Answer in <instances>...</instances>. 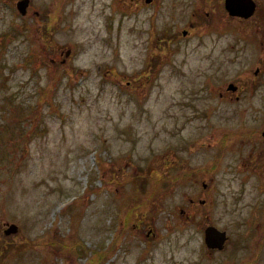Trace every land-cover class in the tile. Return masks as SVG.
I'll return each mask as SVG.
<instances>
[{
	"label": "rangeland",
	"instance_id": "1",
	"mask_svg": "<svg viewBox=\"0 0 264 264\" xmlns=\"http://www.w3.org/2000/svg\"><path fill=\"white\" fill-rule=\"evenodd\" d=\"M17 1L0 0V264H264V171L255 168L264 113L249 110L264 77L238 106L217 101L227 80H213L207 96L211 71L196 61L208 35L197 52L192 38L181 52L167 45L176 59L165 68L147 66L161 56L163 28L188 19L184 0H29L25 16ZM14 105L25 109L20 120ZM201 105L220 111L209 128L196 117ZM222 133L231 146L214 173L210 221L203 212L186 222L177 209L196 190L161 195L159 176L176 173L161 171L164 162L185 160L195 143L189 161L210 163ZM204 223L226 232L222 251L206 249ZM6 224L17 232L5 236Z\"/></svg>",
	"mask_w": 264,
	"mask_h": 264
},
{
	"label": "flooded vegetation",
	"instance_id": "2",
	"mask_svg": "<svg viewBox=\"0 0 264 264\" xmlns=\"http://www.w3.org/2000/svg\"><path fill=\"white\" fill-rule=\"evenodd\" d=\"M184 1H187L189 4L188 19L179 29H175L173 32H168V28L166 27L163 28L156 45L161 56L155 59L149 57L147 66L158 64V67L163 65V68H165L167 64H171V61L176 59L166 54L167 45H172L175 52L177 51L176 49L181 52V47L182 49H187V46H181L182 43L186 42V40L197 38L201 39L197 40L196 47L193 49L194 52H197V49L204 46L202 37L208 35L210 38V46L205 56H202L201 59H197L196 61V64L207 65L206 72L211 71V75L208 74L205 76L207 80L205 82V94L207 96L211 95V93L213 94V80H227V82L222 83L218 90H216L217 101L220 102L219 104L226 103L230 106H238L245 92L249 89L248 82H250L249 86L252 88L255 82L264 77V0H228L227 4L226 0ZM154 2L155 0H150L149 2L144 1V4L146 6L151 3L155 5ZM132 3L134 4L133 0ZM140 6L143 7L142 4ZM250 6H253L254 9L249 17L238 15L246 14L245 12H248ZM172 7L173 5L171 3ZM157 9H160V5H156V9L153 10L155 11ZM174 13L176 14V11ZM148 25L150 27V21ZM221 43L222 47L220 48ZM187 58V56L179 58L180 62L176 68L182 71L185 68L184 66L188 64ZM64 60L66 59H62L61 57L60 62L63 63L65 62ZM195 69L198 70V67ZM262 82L260 81V87ZM258 95L254 94L250 95V97H257ZM262 97L255 104H251L249 110L264 113V98ZM215 111L220 112L218 109L214 110L213 106L201 105L196 117L198 120H201L200 122L206 128H209L213 125L210 119L212 120V113ZM222 112L228 113L226 110ZM197 119L196 121H198ZM222 123H225V121ZM239 123L242 126H247L251 121H239ZM260 123L262 129L259 134H255L261 143L262 150L259 152V155L262 156L264 155L262 138L264 121L260 119ZM251 134L254 135V132L250 133L248 137L247 135L244 136L245 139H254ZM229 137L228 133H224L217 140L216 144L218 143L217 148L219 151L213 155L210 163L195 166L189 161L198 149L194 147L193 144L195 143L188 144L189 146L186 148L188 157L185 160H178L180 162L178 164L175 158L174 160L171 159L172 161L168 160L164 162L163 166L165 168L163 167L164 169L161 171L173 167L172 171L176 172L175 175H167V172H164L160 176V184L164 188V194L168 193L176 185L196 190V194L186 198L187 204L183 208L180 207L177 209L180 219L189 222L196 215L200 214L199 216L202 217L201 213L203 212H206L205 219H210L208 217L212 208L210 191L214 183V173L222 158L223 151L228 146H231ZM206 143L208 148L212 147L210 142ZM253 162L256 161L251 158L245 160V164L249 165L250 169H252ZM258 162L257 165L255 164L256 170L264 171V157H260ZM203 225L205 226L201 228L204 236L205 229L212 225L205 223Z\"/></svg>",
	"mask_w": 264,
	"mask_h": 264
},
{
	"label": "water",
	"instance_id": "3",
	"mask_svg": "<svg viewBox=\"0 0 264 264\" xmlns=\"http://www.w3.org/2000/svg\"><path fill=\"white\" fill-rule=\"evenodd\" d=\"M150 0H146V2H149ZM228 0H226L227 4ZM29 5V0H19L16 3V9L18 13H20L22 16L26 14V10ZM253 6H250L248 12H245L246 14H238L243 17H247L252 14ZM236 15V14H233ZM68 55V54H67ZM262 138L264 142V128L262 131ZM6 229H4L3 234L5 236L14 235L17 232V226L14 224H6ZM263 234H264V228H263ZM227 240L225 232H220L214 227H207L204 232V242L206 244V247L210 250H219L221 251L224 247V244Z\"/></svg>",
	"mask_w": 264,
	"mask_h": 264
},
{
	"label": "trees",
	"instance_id": "4",
	"mask_svg": "<svg viewBox=\"0 0 264 264\" xmlns=\"http://www.w3.org/2000/svg\"><path fill=\"white\" fill-rule=\"evenodd\" d=\"M19 110L20 111V113L18 112V113H16V115L15 114H13V113H11V112H9V115H11V114H13L18 120H20V119H22V117H23V114H24V112H25V109H23L21 106H19V105H17V106H15L14 105V107L12 108V112H16V110ZM3 110V109H2ZM3 111H5V110H3ZM159 189H160V191L162 190V188H160L159 187ZM84 252V248L82 247V249L79 251V254H82Z\"/></svg>",
	"mask_w": 264,
	"mask_h": 264
}]
</instances>
